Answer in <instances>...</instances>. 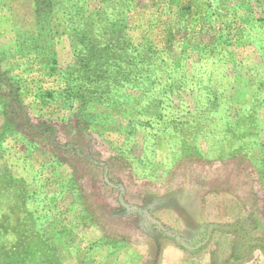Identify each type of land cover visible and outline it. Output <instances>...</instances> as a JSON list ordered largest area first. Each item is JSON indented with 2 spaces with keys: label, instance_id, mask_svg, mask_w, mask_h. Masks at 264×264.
I'll use <instances>...</instances> for the list:
<instances>
[{
  "label": "rangeland",
  "instance_id": "obj_1",
  "mask_svg": "<svg viewBox=\"0 0 264 264\" xmlns=\"http://www.w3.org/2000/svg\"><path fill=\"white\" fill-rule=\"evenodd\" d=\"M6 122L0 264H264V0H0Z\"/></svg>",
  "mask_w": 264,
  "mask_h": 264
},
{
  "label": "trees",
  "instance_id": "obj_2",
  "mask_svg": "<svg viewBox=\"0 0 264 264\" xmlns=\"http://www.w3.org/2000/svg\"><path fill=\"white\" fill-rule=\"evenodd\" d=\"M105 48H109V47L105 46ZM206 74H208V73L203 74V76L206 75ZM202 79H204L203 80V82H204L203 84L207 85L208 80L210 79V77L209 78L204 77ZM148 83H152V82L148 81ZM152 86L149 89H151ZM213 102H214V104H219L220 103L219 101H215V100ZM222 103H224V102H222ZM201 108H202V106H200L199 103H198V105L196 106V109H195L194 112H190L189 110H187L185 115H189L190 114V119H191L192 117H194L197 114V112H200L202 110ZM169 113L170 112H165V113L161 114L162 118L171 117L170 121H175V123L178 124L180 122L179 115H176V112H172V114H169ZM223 115L225 117H227V115H225V114H223ZM165 121H167V120H165ZM229 124H230L229 122L225 123L226 126L229 125ZM7 126H9V124L6 122L4 124V126H3V129L0 131V138L1 139L4 137V134H5L6 130H7ZM44 253H46V250H44Z\"/></svg>",
  "mask_w": 264,
  "mask_h": 264
}]
</instances>
